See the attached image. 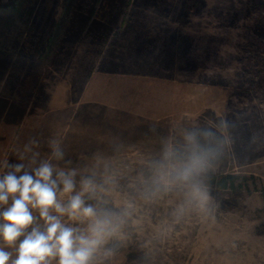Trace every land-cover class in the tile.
<instances>
[{"label": "rangeland", "instance_id": "374dc122", "mask_svg": "<svg viewBox=\"0 0 264 264\" xmlns=\"http://www.w3.org/2000/svg\"><path fill=\"white\" fill-rule=\"evenodd\" d=\"M90 11L112 36L72 44ZM0 59V175L91 177L86 202L119 219L95 264H264V0H0ZM219 175L234 208L202 183Z\"/></svg>", "mask_w": 264, "mask_h": 264}, {"label": "clouds", "instance_id": "9594fccd", "mask_svg": "<svg viewBox=\"0 0 264 264\" xmlns=\"http://www.w3.org/2000/svg\"><path fill=\"white\" fill-rule=\"evenodd\" d=\"M53 156L63 159V152L54 147ZM202 163L201 155H193L177 178L189 179ZM24 168L17 164L0 175V264H95L98 251L117 233L119 219L86 202V194L91 199L96 192L94 180L81 178L77 191L74 169H57L50 161L30 172ZM191 195L201 206L207 203L201 186L194 185ZM59 196H67V202ZM64 217L87 221V227L69 226Z\"/></svg>", "mask_w": 264, "mask_h": 264}, {"label": "trees", "instance_id": "16d2710c", "mask_svg": "<svg viewBox=\"0 0 264 264\" xmlns=\"http://www.w3.org/2000/svg\"><path fill=\"white\" fill-rule=\"evenodd\" d=\"M97 1L98 0H94V2ZM91 13L92 11H90L88 15L82 19L78 35L72 37L70 40L72 44L81 43L86 39H90L92 43H97L100 45H105L108 43L110 37L112 36L113 28L109 24L104 22H94L91 18ZM21 15L22 14H20V16ZM59 25L53 37L57 38L61 35L60 28L61 26H63V24L60 23ZM40 50L37 49L38 52H40ZM11 64L12 62L10 60L0 59V76H4L8 72ZM238 179L239 178L235 175H219L213 176L206 182L202 183L203 185L207 186L210 193L216 199H218L221 192L230 190L231 197L229 199L221 200L220 202L222 203V205L224 204L229 208H234L238 205L237 199L241 196L240 190L242 189V184L240 182H238V184L236 183ZM257 233L261 235L264 234V225L259 228Z\"/></svg>", "mask_w": 264, "mask_h": 264}]
</instances>
